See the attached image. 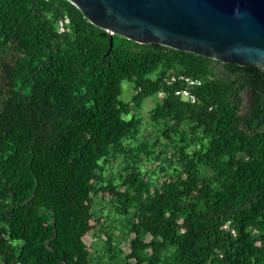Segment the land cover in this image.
Segmentation results:
<instances>
[{
	"label": "trees",
	"instance_id": "1",
	"mask_svg": "<svg viewBox=\"0 0 264 264\" xmlns=\"http://www.w3.org/2000/svg\"><path fill=\"white\" fill-rule=\"evenodd\" d=\"M171 75L203 81L197 103ZM101 216L111 244L82 250ZM0 264H264V71L111 36L67 0H0Z\"/></svg>",
	"mask_w": 264,
	"mask_h": 264
},
{
	"label": "water",
	"instance_id": "2",
	"mask_svg": "<svg viewBox=\"0 0 264 264\" xmlns=\"http://www.w3.org/2000/svg\"><path fill=\"white\" fill-rule=\"evenodd\" d=\"M67 1L111 36L264 71V0Z\"/></svg>",
	"mask_w": 264,
	"mask_h": 264
},
{
	"label": "rangeland",
	"instance_id": "3",
	"mask_svg": "<svg viewBox=\"0 0 264 264\" xmlns=\"http://www.w3.org/2000/svg\"><path fill=\"white\" fill-rule=\"evenodd\" d=\"M135 93V84L130 81H125L121 85V96L120 99L123 102H130L132 101ZM244 97V103H243V112L248 109V106L250 104V98L248 95H243ZM161 102L160 96L159 95H154L151 97L146 98L143 101L142 108H141V116L143 120V131L141 133V136L143 138L147 137L148 132L151 131V124H150V119L149 115L150 112L157 107V105ZM152 166L157 167L158 163H151V164H146L143 167V173L139 174V178L142 179V176L144 173H149L150 170H152ZM97 211H101L102 207L97 206ZM102 225L106 227H111L113 226V222L111 223L110 220H106L104 216L100 217L99 223L95 220H92L91 222V229L90 231L87 232L86 236L84 237V243L83 247L81 248L82 250L90 251L93 252L94 254L97 253H103V244L107 242V244H111V239L107 238L104 229H102ZM119 231V229H118ZM100 232V233H99ZM98 234V236H96ZM118 235V233H116ZM95 246V248H94ZM125 249L127 251L130 250L129 248V242L125 243Z\"/></svg>",
	"mask_w": 264,
	"mask_h": 264
},
{
	"label": "built area",
	"instance_id": "4",
	"mask_svg": "<svg viewBox=\"0 0 264 264\" xmlns=\"http://www.w3.org/2000/svg\"><path fill=\"white\" fill-rule=\"evenodd\" d=\"M69 24V18L65 17L59 22V33H62L66 30V26ZM167 85H176L180 84L182 87L178 88L175 91V96L181 97L184 100L189 101L191 104H195L198 101L197 95L194 93V89L203 85V81L201 79H195L192 77H187L184 75H171L168 80H166ZM140 92V89L135 91L134 95H137ZM161 101L166 98V93L161 91L158 93ZM223 229L231 232L232 235H236V230L232 226L231 222L228 221Z\"/></svg>",
	"mask_w": 264,
	"mask_h": 264
},
{
	"label": "flooded vegetation",
	"instance_id": "5",
	"mask_svg": "<svg viewBox=\"0 0 264 264\" xmlns=\"http://www.w3.org/2000/svg\"><path fill=\"white\" fill-rule=\"evenodd\" d=\"M245 95H248V93H246Z\"/></svg>",
	"mask_w": 264,
	"mask_h": 264
}]
</instances>
